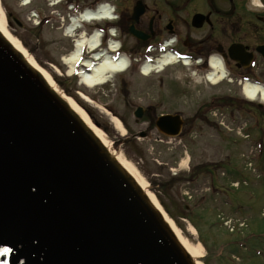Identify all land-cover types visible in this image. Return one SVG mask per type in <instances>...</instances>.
Segmentation results:
<instances>
[{
  "label": "water",
  "instance_id": "1",
  "mask_svg": "<svg viewBox=\"0 0 264 264\" xmlns=\"http://www.w3.org/2000/svg\"><path fill=\"white\" fill-rule=\"evenodd\" d=\"M0 50L7 60L0 63V102L5 82H20L18 75H26L37 87L11 115L20 124H11L0 107V264H196L135 180L66 103L49 90L51 113L59 115L48 127L41 117L51 114L29 113L36 97L48 92L46 83L1 35ZM7 66L9 76L4 78ZM180 126L181 120L172 117L157 123L164 133L171 129V136ZM67 130L79 132L78 144L71 143ZM60 151L65 155L58 162ZM46 154L56 155L52 166L45 162ZM69 162L81 176L93 168L94 181L86 184L76 178L73 183V173L64 171ZM68 195L76 215L56 207L59 197ZM88 195L93 198L85 201Z\"/></svg>",
  "mask_w": 264,
  "mask_h": 264
},
{
  "label": "rangeland",
  "instance_id": "2",
  "mask_svg": "<svg viewBox=\"0 0 264 264\" xmlns=\"http://www.w3.org/2000/svg\"><path fill=\"white\" fill-rule=\"evenodd\" d=\"M21 4L17 0H0V9L5 15L13 14L25 26L24 30H17L15 26L16 34L7 26L13 37L42 68L53 75L56 86L81 106L105 134L112 149L128 160L144 178L149 191L172 219L180 235L191 245L201 248L202 258L198 261L202 264H264L263 260L260 263L252 262L249 257L253 256L254 249L258 247L264 251V219L261 217L264 207V178L259 179V171H264V163L249 162L248 158L254 152L250 149L251 145L249 148L243 145L240 149L232 147L230 139L238 137L234 133L231 136L224 127L218 131L214 122L217 119L226 122L225 117L218 115L221 118H216L214 113L218 110L208 114L211 106L222 107L227 96L236 95L238 88L226 82L216 87L211 86L204 79L192 78L188 69L176 66L148 78L130 70L104 87L87 89L76 78L71 79L67 75L69 65L65 59H69L75 51L74 40L67 39L64 29L56 24L40 25L37 28L33 24L34 11L40 10L43 18H50L57 8L51 9L47 2H34L27 8L21 7ZM80 94L91 102L80 100ZM138 107L146 109L145 116L140 119L134 117ZM220 112L223 113V110ZM161 114L180 115L187 127H194L192 131L195 135L192 138L191 135H182L180 142L170 141L175 147L156 143L155 139H162L155 129V122ZM118 121L121 129L117 126ZM191 122L193 125H190ZM247 122L249 126L251 122ZM142 134L147 135V138H142ZM259 138L258 134L253 139ZM261 138H264V134ZM230 149H234L237 157L241 155L237 167L242 173L237 172L236 177L233 175L230 179L233 180L232 183H239V189L235 190L230 186L226 188L221 183L218 186L223 190L222 193L225 192L223 196L210 199L209 202L208 199H201L203 195L211 197L206 191L208 178L203 164L213 168L228 165V158L233 155L228 153ZM184 152L190 156V171L181 170L175 177L171 169H178ZM237 157L230 161L232 167L237 165ZM254 169H257V174ZM242 180H248L249 186H240L243 185ZM238 198L242 202L239 204L243 207V212L233 211L242 210L235 202ZM228 199L232 200V205L227 204ZM203 200H207L204 210L196 212L195 209ZM217 215L221 217L223 229L217 225L220 222ZM233 220L239 224H244L243 220L247 221L249 230L243 237L247 240V248L251 253L240 251L233 245L237 240L243 241L239 239L240 236H236L237 230L225 229L226 222Z\"/></svg>",
  "mask_w": 264,
  "mask_h": 264
},
{
  "label": "flooded vegetation",
  "instance_id": "3",
  "mask_svg": "<svg viewBox=\"0 0 264 264\" xmlns=\"http://www.w3.org/2000/svg\"><path fill=\"white\" fill-rule=\"evenodd\" d=\"M25 2V0H17ZM60 0H31L30 2H59ZM65 2L67 25L71 16L78 17L85 10H97L106 6L114 15L115 21L107 28L115 30L116 39L120 42L121 51L130 56L142 54L147 47H152L153 57L158 56L160 44H172V50L187 53L193 58H203L204 67L209 57L220 55L231 68L236 77H249L264 81V0H62ZM141 4L138 19H133L135 9ZM202 15L203 18H199ZM25 26L17 25V30ZM102 25L84 26L82 32L88 35ZM234 54L253 55L250 60L257 64L251 70L246 65L233 61L230 51ZM238 93L227 96L223 106H211L208 114L218 110V115L225 121L217 119L214 124L218 131L224 127L233 132L254 115L258 125L264 123V106L248 103L241 95V88L236 84ZM217 108L216 111H213ZM223 110V113L220 112ZM233 115L238 121L232 127L229 117ZM221 118V117H219ZM228 121V122H227ZM187 126V124H186ZM185 126V127H186ZM184 129V127H183Z\"/></svg>",
  "mask_w": 264,
  "mask_h": 264
},
{
  "label": "bare ground",
  "instance_id": "4",
  "mask_svg": "<svg viewBox=\"0 0 264 264\" xmlns=\"http://www.w3.org/2000/svg\"><path fill=\"white\" fill-rule=\"evenodd\" d=\"M31 0H25V4H29ZM110 9H104L102 8V12L99 15H93L88 16V22L91 21H100L103 22L106 20V18L110 17ZM98 17L95 19H92V17ZM75 26L71 28L70 33L72 34V31H74ZM0 34L3 36V38L6 40V42H9L15 49L16 52H18L20 55L23 56L25 60H27L28 65L30 68H32L34 71L38 72L43 79L46 81L48 88L57 93L59 95V98L67 104V107L78 117V120L84 124V129L89 131L98 141L99 143L106 148V151L109 152L111 155V158L119 163V165L125 170L134 180L135 182L141 187L144 194L149 198L153 206L163 215L167 223L169 224L170 228L175 233L176 237L178 238L180 244L183 246V248L186 250V252L191 256V258L195 261L196 264H202L198 260L202 258V251L199 246H193L190 242L185 240L179 233L178 229L176 228L174 222L172 219H170L165 213V211L162 209L159 201L149 191V185L144 180L142 176L139 175V173L136 171V169L133 167V165L126 160L122 155L115 152L111 145L109 144L105 134L91 121V119L88 117V115L85 113V111L73 100L72 98L65 95L57 86L53 79V75L50 74L47 70L42 68L36 61L33 59V57L27 52V50L22 46V44L13 37L10 30L7 27L6 23V17L5 13L2 9H0ZM83 44L89 45L90 48L94 49V52L97 50L99 46V40L97 36H93L91 39L88 37H84L83 41H78L77 43V52H74L71 54L69 59H65V62L72 68L70 74L75 71V65L78 61L79 57V47ZM115 48V47H113ZM99 57H102V55H97L95 59L98 60ZM176 63L175 58L166 56L159 61L158 64L154 66H147L144 67V75H150L153 74H160L165 69L166 66ZM211 66L213 68L211 74H207V82H209L211 85H217L219 84L224 77V73L222 72L221 65L216 58H213L211 60ZM128 67V60L125 58H122L119 62H112L108 57L104 60H101V62L92 70L90 74H80L81 84L88 87L89 89H94L96 87L102 86L104 84H107L110 82L114 76H117L118 74L122 73L126 68ZM152 73V74H151ZM258 92H260L258 94ZM244 93L247 95V98L251 101H257L259 100L258 97H261V100L264 102V90H261L260 88L251 86V85H245L244 87ZM80 100L83 102L90 103L91 101L86 96L80 94ZM117 126L120 128V122L118 121ZM183 164H187L186 160H183Z\"/></svg>",
  "mask_w": 264,
  "mask_h": 264
},
{
  "label": "trees",
  "instance_id": "5",
  "mask_svg": "<svg viewBox=\"0 0 264 264\" xmlns=\"http://www.w3.org/2000/svg\"><path fill=\"white\" fill-rule=\"evenodd\" d=\"M182 217H184V215L182 214Z\"/></svg>",
  "mask_w": 264,
  "mask_h": 264
},
{
  "label": "snow or ice",
  "instance_id": "6",
  "mask_svg": "<svg viewBox=\"0 0 264 264\" xmlns=\"http://www.w3.org/2000/svg\"><path fill=\"white\" fill-rule=\"evenodd\" d=\"M5 251H7V250H5Z\"/></svg>",
  "mask_w": 264,
  "mask_h": 264
},
{
  "label": "crops",
  "instance_id": "7",
  "mask_svg": "<svg viewBox=\"0 0 264 264\" xmlns=\"http://www.w3.org/2000/svg\"><path fill=\"white\" fill-rule=\"evenodd\" d=\"M235 174V173H234Z\"/></svg>",
  "mask_w": 264,
  "mask_h": 264
}]
</instances>
